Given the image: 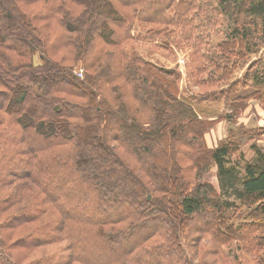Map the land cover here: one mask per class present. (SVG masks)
Here are the masks:
<instances>
[{"label": "trees", "instance_id": "trees-1", "mask_svg": "<svg viewBox=\"0 0 264 264\" xmlns=\"http://www.w3.org/2000/svg\"><path fill=\"white\" fill-rule=\"evenodd\" d=\"M217 16L234 34L218 49L235 59L206 61L222 76L230 66L244 70L217 99L263 101L264 0H0V212L22 203L26 222L59 217L30 238L35 247L58 246L36 264H192L189 249L203 242L217 264L241 228L227 213L241 209L257 227L245 228V244L264 246V150L251 144L249 160L242 150L254 128L236 121V132L209 146L219 117L180 94L175 68L132 47L135 25L151 38L178 33L198 71L194 22ZM48 26L63 33L48 41ZM257 51L246 69L239 65ZM5 225L0 264H18Z\"/></svg>", "mask_w": 264, "mask_h": 264}, {"label": "rangeland", "instance_id": "rangeland-1", "mask_svg": "<svg viewBox=\"0 0 264 264\" xmlns=\"http://www.w3.org/2000/svg\"><path fill=\"white\" fill-rule=\"evenodd\" d=\"M195 26H198L197 34L200 35V43L198 48L202 49V55L204 56V60L197 63L200 66V69L196 71V64L193 62L191 45L186 43L181 35L178 33H172V37H168L165 33L160 38H151L150 35L142 33L140 31V25H135L131 35H135V42L132 44L133 51L137 54L142 55L152 62H155L159 66L166 67V68H175L178 73H180V78L178 82V91L180 94L192 95L195 99H197L196 107L199 111L203 112L205 117H219L220 121H227L224 116H228L232 120L227 121L228 124V131L234 130L236 132V121L244 125V123L239 121V118L243 115H248L249 119L255 120L257 119L256 116H252L251 114H256V110L264 115V100L259 99H249V100H241L239 102H234L232 100H221L217 99V91L221 88L226 87L229 85L233 79L241 80L243 77V71L238 70L234 72H230L232 70L231 66L228 68V71L225 72L222 76V72H214L215 70L210 68V64L206 61L209 57L222 60V58H229L227 64L230 62L233 64V60L235 59L234 56H228L226 52H223L221 49H218L219 45L225 44L228 39H230V35L232 34V29L228 28L229 20L223 16H217L211 22H194ZM50 31L51 34L47 39L52 40L54 37H57L58 33H63V29L60 27L53 26L52 29L48 26L46 32ZM172 41L170 44H163L164 42ZM170 46V47H169ZM225 47V45H223ZM232 47V44H230ZM262 50V56L264 55V43L260 44ZM259 51V50H258ZM258 51L243 59L239 62V65H242V68L246 69L249 63L256 60L259 55ZM37 53L34 56V61L38 62V55ZM40 55V54H39ZM58 60V56L54 57ZM229 63V65H230ZM67 64V63H66ZM78 65V66H77ZM73 67L74 72L78 71L82 68L81 64H77ZM202 65V67H201ZM212 67V66H211ZM242 71V72H241ZM230 72V73H228ZM84 75V71L82 73ZM212 75V77H210ZM209 78V79H208ZM212 79V80H211ZM264 90V88H263ZM237 94L243 96V91L239 88ZM209 94H213V98L216 100H209L206 99ZM216 95V97H215ZM199 97H201L199 99ZM257 100V101H256ZM264 119V118H263ZM257 122V121H256ZM245 129H249L248 127H243ZM253 133L256 137H261L264 139V123L261 126H257L254 128ZM262 133V134H261ZM247 141L249 139H246ZM256 144L259 147H262L260 144H257L255 141L245 143V148H248L250 144ZM264 150V149H263ZM214 170H212L208 175L207 178L213 185L216 186V181L214 178ZM22 203L14 204L6 209V211L0 212V224L7 223L5 228L3 229L2 233L5 237L8 245V252L10 256L18 262V264H36L40 260H44L51 254H54L58 250V246L55 245H48L44 247H35V245L31 244L32 240L30 239L34 236V233L37 231L39 227L42 225L53 224L56 225V219L59 218L57 214L52 215L51 217L45 216L40 217L39 220H33L26 222V219L22 217V213H19L20 209H22ZM244 209H241L239 213H227L228 215H232L236 220H234L233 225L241 226L240 231L236 233V241H231L225 246H223L222 253L224 254L217 264H263L261 261L258 263L256 258L263 259L264 257V246L263 247H254L253 251L247 246L244 242L243 233L246 232L245 228H251V231H256V228H253V225L249 221L244 220ZM241 212V213H240ZM23 218L25 220L24 223L20 225L13 224L12 222L17 217ZM259 221V219L257 220ZM17 223V221H16ZM230 221L228 225H230ZM185 224V223H184ZM8 226V227H7ZM192 226V222L189 223L188 227ZM10 227V228H9ZM239 229V227H237ZM257 236V234H256ZM207 246L204 242L200 246L202 250L203 247ZM208 248L211 249V247ZM195 249H189L190 254L188 258L192 260V264H214L212 263L213 256L210 254L203 253L202 251Z\"/></svg>", "mask_w": 264, "mask_h": 264}, {"label": "crops", "instance_id": "crops-1", "mask_svg": "<svg viewBox=\"0 0 264 264\" xmlns=\"http://www.w3.org/2000/svg\"><path fill=\"white\" fill-rule=\"evenodd\" d=\"M251 115L257 117V119H256L257 122L255 120L249 119L250 114H248V115L246 114V115L241 116L239 118V121L244 123L245 127H251V128L261 126L264 123V119H263L264 115H262L257 110H256V114H251ZM228 124L229 123L227 121H224V120L220 121L218 123H215L214 127L207 134V139H209V141L206 139V142L209 146L215 145V143H213V142L220 140L226 136ZM262 137L263 136L255 138V136H254L252 139H250L248 141L247 140L244 141V143L242 145V150H243L245 159L249 160L253 156V153L250 150V145L252 143L248 146V148H245V145H246L245 143L249 144V142L254 143V141H255L257 144H260L262 146V148L264 149V139Z\"/></svg>", "mask_w": 264, "mask_h": 264}, {"label": "built area", "instance_id": "built-area-1", "mask_svg": "<svg viewBox=\"0 0 264 264\" xmlns=\"http://www.w3.org/2000/svg\"><path fill=\"white\" fill-rule=\"evenodd\" d=\"M83 71H82V68H80L78 71H75V74L79 77V78H82L83 77Z\"/></svg>", "mask_w": 264, "mask_h": 264}, {"label": "bare ground", "instance_id": "bare-ground-1", "mask_svg": "<svg viewBox=\"0 0 264 264\" xmlns=\"http://www.w3.org/2000/svg\"><path fill=\"white\" fill-rule=\"evenodd\" d=\"M74 74H75V72H74ZM76 75V74H75ZM77 76V75H76Z\"/></svg>", "mask_w": 264, "mask_h": 264}]
</instances>
